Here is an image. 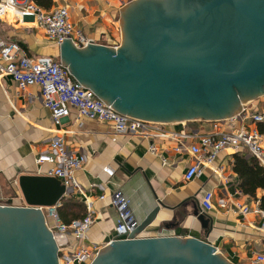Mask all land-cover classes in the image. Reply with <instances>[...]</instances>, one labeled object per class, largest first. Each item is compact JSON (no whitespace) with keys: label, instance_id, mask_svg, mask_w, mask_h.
Returning a JSON list of instances; mask_svg holds the SVG:
<instances>
[{"label":"water","instance_id":"1","mask_svg":"<svg viewBox=\"0 0 264 264\" xmlns=\"http://www.w3.org/2000/svg\"><path fill=\"white\" fill-rule=\"evenodd\" d=\"M119 9L116 48L58 43L73 78L111 109L154 122L221 120L264 95V0H128ZM17 186L22 204L0 203V264H58L38 206L58 205L63 184L21 173ZM159 207L151 204L88 264H232L203 238L141 236ZM192 214L210 226L197 207Z\"/></svg>","mask_w":264,"mask_h":264},{"label":"crops","instance_id":"2","mask_svg":"<svg viewBox=\"0 0 264 264\" xmlns=\"http://www.w3.org/2000/svg\"><path fill=\"white\" fill-rule=\"evenodd\" d=\"M127 1L50 0L48 6L38 4L46 8L66 6L69 19L83 34L93 39L95 44L116 48L121 40L119 6ZM0 22V35L20 42L25 53L47 54L59 59L58 44L47 40L30 18L20 20L8 11ZM263 103L264 95L246 102L245 106L248 109L262 108ZM72 118L73 110L70 108L62 124L66 130L65 140L69 148L84 154L85 160L74 176L93 206L94 222L86 231L85 242H95L101 247L114 236L116 211L107 201L110 192L118 188L127 198L129 212L135 220L151 204L160 205L152 221L141 231V236L174 234L203 238L232 264H251V254L264 247V229L259 227L263 218L251 209L258 205V200L239 191L231 169L232 153H248L246 150L225 148L216 154L211 166L190 180H184L182 174L190 155L185 150H173L175 142L172 138L151 139L137 134L113 133L106 123L84 118L73 121ZM228 121L232 123L228 124ZM228 121L190 119L160 123L170 131L185 129L198 133L210 131L214 125L227 129L240 122L248 123L245 117ZM55 129L58 127L51 122L49 109L42 105L35 84L18 88L9 76H0L1 204H22L17 186L19 174L44 173L48 168L47 162L37 164L34 158L45 149L47 138ZM151 141L156 147L154 152L148 150ZM162 157L165 158L164 163L161 162ZM105 165L113 170L109 178L101 170ZM221 176L225 177L224 181ZM206 189L212 191L214 206L203 210L199 199ZM101 192L105 195L103 199L97 198ZM261 192L256 188L255 195L259 196ZM73 195L83 202L80 194ZM225 195L247 204L249 210L241 213L232 205L230 208L218 206L216 198ZM196 207L198 212L209 217V227H202L192 214ZM166 223L167 226L164 225ZM67 237V248L70 249L73 238L71 235Z\"/></svg>","mask_w":264,"mask_h":264},{"label":"built area","instance_id":"3","mask_svg":"<svg viewBox=\"0 0 264 264\" xmlns=\"http://www.w3.org/2000/svg\"><path fill=\"white\" fill-rule=\"evenodd\" d=\"M8 11L20 20L30 18L34 27L42 32L47 40L56 44L61 42L62 38H69L77 46L94 42L69 19L68 10L64 5L46 8L33 0H0V18ZM5 75L9 76L18 88L35 84L42 105L49 109L51 122L58 127L47 138L45 149L35 156V163L49 164L44 173L54 175L60 180L64 186V195L80 194L83 198L84 214L67 222L59 219L56 212L57 205L38 206L55 240L58 264H88L100 248L95 242L84 241L87 229L94 222L93 206L92 200L84 194L83 188L74 176L75 171L81 168L85 160L84 154L69 148L65 140L66 130L62 124L70 108L73 110V121L84 118L106 123L113 133L137 134L151 139L172 138L175 142L173 150H185L190 155L182 174L184 180H190L199 175L205 167L211 166L216 154L225 148L244 149L264 164L263 135L255 125L256 122L264 119V107L248 109L244 106L235 115L221 119L227 122L229 119L245 117L248 120L247 124L240 122L227 129L214 125L212 130L201 133L189 132L185 129L170 131L160 122L134 118L111 109L90 88L75 80L57 57L47 54H27L17 41L5 39L0 35V76ZM148 150L151 152L156 150L152 141L148 144ZM161 162H165L164 157L161 158ZM101 170L107 174V178L113 172L112 168L106 165L102 166ZM221 180L224 181L225 177L221 176ZM104 196L101 192L97 198L103 199ZM127 201L118 188L112 190L108 196L107 202L114 206L116 211L112 238L124 237L123 233L135 224ZM216 203L223 208H230L232 205L241 213L249 210L247 204L232 200L227 195L217 197ZM199 206L203 210L213 208L211 190L206 189L202 192ZM251 209L262 216L259 227L264 229V209L257 204ZM68 235L73 238L70 249L67 248ZM250 263L264 264V247L251 254Z\"/></svg>","mask_w":264,"mask_h":264},{"label":"trees","instance_id":"4","mask_svg":"<svg viewBox=\"0 0 264 264\" xmlns=\"http://www.w3.org/2000/svg\"><path fill=\"white\" fill-rule=\"evenodd\" d=\"M33 1L44 6L50 4V0ZM18 43L20 44V42ZM255 125L264 136V119L256 122ZM231 169L235 173L239 191L250 198L257 199L259 207L264 209V164L245 151H235L232 153ZM256 188L262 190L259 196L255 195ZM56 212L61 221L67 222L71 218L82 216L85 212V206L73 194L67 193L61 196L59 204L56 206Z\"/></svg>","mask_w":264,"mask_h":264},{"label":"rangeland","instance_id":"5","mask_svg":"<svg viewBox=\"0 0 264 264\" xmlns=\"http://www.w3.org/2000/svg\"><path fill=\"white\" fill-rule=\"evenodd\" d=\"M1 23V22H0ZM259 97H262V95L261 96H259ZM259 97H257V98H259Z\"/></svg>","mask_w":264,"mask_h":264}]
</instances>
